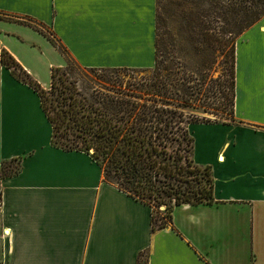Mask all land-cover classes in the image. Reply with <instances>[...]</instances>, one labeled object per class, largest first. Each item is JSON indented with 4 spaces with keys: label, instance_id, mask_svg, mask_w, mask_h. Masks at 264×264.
<instances>
[{
    "label": "crops",
    "instance_id": "0c3cea01",
    "mask_svg": "<svg viewBox=\"0 0 264 264\" xmlns=\"http://www.w3.org/2000/svg\"><path fill=\"white\" fill-rule=\"evenodd\" d=\"M159 0H0V54L44 90L64 58L81 69L151 70ZM13 21H11V20ZM46 74L48 76L46 77ZM233 121L190 124L210 204L180 205L151 232V208L104 181L85 152L52 145L40 98L0 62V264H264V17L234 46Z\"/></svg>",
    "mask_w": 264,
    "mask_h": 264
},
{
    "label": "trees",
    "instance_id": "16d2710c",
    "mask_svg": "<svg viewBox=\"0 0 264 264\" xmlns=\"http://www.w3.org/2000/svg\"><path fill=\"white\" fill-rule=\"evenodd\" d=\"M164 1L168 0H159L156 3L154 71L158 65V37L162 23L158 5ZM192 2L206 5L207 9L193 14L187 25L180 23L173 38L187 45L194 57L206 64L207 72L229 47V105L232 122L235 42L244 31L264 17V0ZM254 3L262 6L247 7L248 4ZM14 22L36 30L64 57L66 51L58 41H54L56 39L50 32L40 29L30 21ZM0 62L16 79L28 85L39 96L42 110L52 127V145L66 151L76 150L87 154L92 151L90 156L102 170L104 181L151 208V232L171 225V212L176 206L212 202L210 169L196 167L191 159L193 140L187 126L199 123L185 121L181 113L159 104L160 97L192 96L181 83H174L175 80L169 78L163 82L155 80L148 84V89L144 92L145 97L126 93L119 96L103 95L90 101L77 90L76 82L72 81V73L68 72L67 67L52 69L49 90H44L5 51L0 54ZM84 70L104 73L129 71ZM49 97L52 98L49 100ZM50 111H55L53 116H50ZM208 123L211 122H200ZM57 133L67 140L68 135L73 136L84 148H78V144L75 148L58 144L54 141ZM10 164L12 163L1 165L0 180L18 171H8ZM161 206H166L165 213L160 212ZM138 264L147 263L140 261Z\"/></svg>",
    "mask_w": 264,
    "mask_h": 264
},
{
    "label": "rangeland",
    "instance_id": "374dc122",
    "mask_svg": "<svg viewBox=\"0 0 264 264\" xmlns=\"http://www.w3.org/2000/svg\"><path fill=\"white\" fill-rule=\"evenodd\" d=\"M261 4H248L247 7H258ZM159 15L162 19L158 37L157 70L127 71L119 73L88 72L78 67L68 54H64V60L68 72L72 73V81L75 87L87 99L92 101L103 95L119 96L120 94H134L141 97L148 89V84L155 80L163 82L172 79L188 89L189 97L178 98L167 96L158 98L159 104L164 108L174 109L183 115L185 121L191 122H230V55L229 47L217 58L210 71L205 69L204 62L196 59L188 46L176 41L173 36L180 23L188 24L189 19L198 11L207 9L206 5L192 2V0H168L159 3ZM48 32L47 30H45ZM56 42V40H54ZM57 46L58 44L55 43ZM208 73V76L206 74ZM48 74H46V77ZM49 90V89H48ZM179 95V94H177ZM52 97H49V100ZM47 105L49 102L46 103ZM55 112V111H54ZM50 111V116H53ZM53 134V133H52ZM192 137V136H191ZM193 138V137H192ZM74 140L75 142H72ZM54 141L75 148H84L78 139L68 135V140L59 133ZM90 155L92 151L88 152ZM8 171L17 169L12 163ZM201 180V176H198ZM203 183H205L203 181ZM161 213L166 212V206L159 208ZM141 261H144V257Z\"/></svg>",
    "mask_w": 264,
    "mask_h": 264
}]
</instances>
